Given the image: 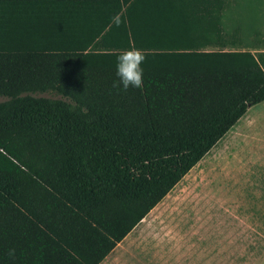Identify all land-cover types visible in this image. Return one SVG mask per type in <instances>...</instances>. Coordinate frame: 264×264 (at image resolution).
<instances>
[{"label":"trees","instance_id":"obj_1","mask_svg":"<svg viewBox=\"0 0 264 264\" xmlns=\"http://www.w3.org/2000/svg\"><path fill=\"white\" fill-rule=\"evenodd\" d=\"M226 5L0 0V264H100L264 102ZM131 47L143 86L113 88Z\"/></svg>","mask_w":264,"mask_h":264},{"label":"rangeland","instance_id":"obj_2","mask_svg":"<svg viewBox=\"0 0 264 264\" xmlns=\"http://www.w3.org/2000/svg\"><path fill=\"white\" fill-rule=\"evenodd\" d=\"M222 24L239 28L241 49L264 52V0H227ZM252 114L260 117L254 126ZM245 116L101 264L260 263L264 176L251 184L253 166L264 160V102Z\"/></svg>","mask_w":264,"mask_h":264},{"label":"clouds","instance_id":"obj_3","mask_svg":"<svg viewBox=\"0 0 264 264\" xmlns=\"http://www.w3.org/2000/svg\"><path fill=\"white\" fill-rule=\"evenodd\" d=\"M146 54L143 49L131 47L121 50L116 57V76L118 80L113 81V88L127 91L130 87L139 89L143 86L144 70L142 68L145 62ZM9 257L15 255L14 249H9Z\"/></svg>","mask_w":264,"mask_h":264},{"label":"crops","instance_id":"obj_4","mask_svg":"<svg viewBox=\"0 0 264 264\" xmlns=\"http://www.w3.org/2000/svg\"><path fill=\"white\" fill-rule=\"evenodd\" d=\"M244 117L246 118L245 115H244ZM250 117H251V121H250V122L247 121V122H248V124L251 125V126H254V124H256V123L258 122L259 118H260L258 115H254V114H252V116H250ZM242 118H243V117H242ZM242 118H241V119H242ZM241 119L238 121V123L241 121ZM238 123H237V124H236V125H235V126H234V127H233V128H232V129H231V130H230V131H229V132H228V133H227V134L221 139V140L225 139V138L228 137L229 135L231 136L232 134H234V133H235L234 131H237V130H238ZM241 132H243V131H241ZM241 134H242V133H241ZM221 140H220V141H221ZM220 141H219V142H220ZM219 142H218V143H219ZM261 142H262V141H261ZM218 143H217V144H218ZM217 144H216V145H217ZM215 147H216V146H215ZM215 147H214V148H215ZM214 148H212L211 151H213ZM211 151H210V152H211ZM210 152H209V153H210ZM209 153H208V154H209ZM208 154H207V155H208ZM207 155H206V156H207ZM204 158H205V157H204ZM204 158H203V159H204ZM203 159H202V160H203ZM202 160H201V161H202ZM201 161H200V162H201ZM197 165H198V164H197ZM253 169H254V171H253V173H252L253 180H252V184H251V185H257V184L259 183L260 179L262 180V178H263V176H264V160L259 159V160L256 162V164L253 166ZM152 211H153V209L150 211V213H151ZM150 213H149V214H150ZM149 214H148V215H149ZM146 217H147V216H146ZM146 217H145L141 222H145V221H146ZM128 235H129V234H128ZM128 235H127V236H128ZM127 236H126V237H127ZM126 237H125V238H126ZM125 238H124V239H125ZM123 241H124V240H123ZM123 241H122V242H123ZM122 242H120V243L114 248V250H115V249H116V248H117ZM114 250H113V251H114ZM113 251H112V252H113ZM112 252H111V253H112ZM111 253H110L109 255H111ZM109 255H108V256H107L102 262H104V261L109 257ZM102 262H101V263H102ZM101 263H100V264H101ZM258 264H264V256H263V259H262V260L260 261V263H258Z\"/></svg>","mask_w":264,"mask_h":264}]
</instances>
